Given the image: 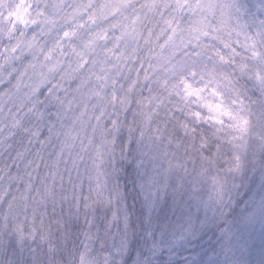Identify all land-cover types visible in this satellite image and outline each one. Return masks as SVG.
I'll return each mask as SVG.
<instances>
[{
    "label": "clouds",
    "instance_id": "clouds-1",
    "mask_svg": "<svg viewBox=\"0 0 264 264\" xmlns=\"http://www.w3.org/2000/svg\"><path fill=\"white\" fill-rule=\"evenodd\" d=\"M23 2L33 15L29 24L17 28L25 38L13 37L16 42H10L8 47L20 49L21 53L30 51L37 62L58 70L64 57L73 51L71 44L79 32L93 28L88 20L95 9L85 17L84 13L92 7L91 4L77 12L70 0H61L56 12L62 22L57 28L52 22V6L48 0ZM174 7L165 9L161 4L158 13H151L145 7V0H125L113 12L117 17L131 20L143 39L139 65L133 61L136 69L142 67L143 72L132 77L124 91L134 94L142 90L145 95L135 104H130L126 112L98 110L95 119L90 121L91 128L96 130L95 135L90 131L87 142L82 141V171L75 178L74 206L82 223L78 234L70 232L64 216L59 213L51 217L46 210L16 203L11 207L7 203L0 208V238L16 235L20 239L22 230L23 242L31 244L33 250L39 248L41 264H81L82 256L87 264H144L138 250L136 255H132L136 229L128 207V193L133 188L140 201L147 202L150 208L152 230L148 236L151 237L155 231L157 238H167L174 244L182 243L184 234L191 235L201 229L204 224L202 210L224 212L239 197V177L246 167L247 157L245 152H238L228 141L226 125L230 121L227 117H223L224 125L214 124L211 120H201L197 124L206 133L209 147L203 154L199 151L191 153L193 160L190 163L182 152L173 157L171 151L161 145L154 131L155 124L148 119L149 113L155 111L158 97L164 98L166 107L180 105L185 111H200L205 117L209 115L195 97L188 102L176 95L169 97V90L182 79H187L194 87L206 86L202 93L206 99L223 103L233 111L239 109L242 101L248 109L243 114L249 116L256 130L260 131L264 125V95L254 80L233 71L230 64L220 66V70L230 74L231 85L224 82L217 85L209 80L207 72L201 79L200 64L195 65L197 75L190 74L193 57L188 52L193 49L185 50L180 43L185 34L179 31L168 40L170 33L166 30L165 21L176 17L181 28H186L200 12H191L186 7L181 16ZM209 19L215 23V18ZM108 23L113 21L108 20ZM116 42L112 41L113 44ZM11 56L10 52L9 58ZM215 63V59L208 62L209 70ZM113 68L115 77H118L122 69L115 64ZM212 88H217L222 95L213 96ZM233 100L237 103L233 104ZM177 116H182V113H177ZM221 127L224 130L217 134L216 128ZM256 143L262 144L259 139L252 138L249 146ZM170 161L173 162L171 168ZM176 162L180 166H175ZM132 169H135V174L128 179L127 172ZM29 208L32 210L28 211ZM97 208L106 213L104 228L97 223ZM113 213L119 218L115 223L112 222ZM93 216L95 221L89 226ZM125 216L128 217L127 228L124 227ZM45 233L49 239L42 241L40 237ZM0 264H11L10 253H0Z\"/></svg>",
    "mask_w": 264,
    "mask_h": 264
},
{
    "label": "trees",
    "instance_id": "trees-1",
    "mask_svg": "<svg viewBox=\"0 0 264 264\" xmlns=\"http://www.w3.org/2000/svg\"><path fill=\"white\" fill-rule=\"evenodd\" d=\"M48 2L52 6V22L58 28L62 21L56 8L61 0ZM70 2L77 12L91 4L84 16L95 9L88 20L94 26L79 32L71 44L73 51L57 70L37 62L30 51L13 52L8 47L10 42H16L13 37L25 38L17 28L29 24L33 13L23 0H0V94L5 106L0 114V135L4 137L0 168L7 173L4 188L12 185L0 208L15 197L13 203L46 210L51 217L63 215L70 232L78 234L82 223L74 206L75 178L82 171L83 143L90 131L95 135L90 121L98 110L126 112L145 93L124 91L132 77L143 72L142 67L137 70L133 64L135 61L139 65L143 51L139 29L124 16L113 15L125 0ZM222 2L223 11L234 26L252 33L262 27L264 0ZM55 31L56 28L53 34ZM114 64L122 69L118 77ZM16 120L20 123L15 124ZM9 133L14 135L9 137ZM245 153L239 197L224 212L202 210L201 229L184 234L179 244L157 238L155 231L148 236L152 230L150 208L147 202L140 201L133 188L128 193V207L136 229L132 255L138 250L144 264H264V144H253ZM134 174L135 169L128 171L127 178ZM96 211L97 223L104 228L106 213L100 208ZM21 246H26L27 253L19 258L16 252ZM38 251L40 255L39 248L33 250L31 244L16 235L0 238V253H10L11 261L33 263Z\"/></svg>",
    "mask_w": 264,
    "mask_h": 264
},
{
    "label": "snow or ice",
    "instance_id": "snow-or-ice-1",
    "mask_svg": "<svg viewBox=\"0 0 264 264\" xmlns=\"http://www.w3.org/2000/svg\"><path fill=\"white\" fill-rule=\"evenodd\" d=\"M163 5L165 9L174 7V11L183 16V10L187 7L189 11L195 12L199 10L200 15L194 19L189 26L181 28L176 22V17H169L165 21L168 40L178 31L185 34L180 43L185 50L193 49L188 55L193 57V67L190 70L192 76L197 75L196 64L201 67V79L204 78L203 73L207 72L210 81L219 85L221 82L231 85V76L229 73L221 71L220 66L232 65L233 71H239L242 76H246L250 80H254L259 86V90L264 95V21L261 22L262 27L255 33L244 30L243 27L234 26L227 18L223 11L222 0H145V7L148 12L158 13V9ZM210 17L215 18V23L211 22ZM68 35V33H65ZM16 48H13L14 52ZM215 59L211 70L208 68V62ZM205 87H194L187 79H182L169 90V97L176 95L188 102L190 98L195 97L201 101L202 106L207 109L209 115L203 116L200 111H185V108L177 105L173 108L165 106L164 98L158 97L155 111L150 112L148 119L155 124L154 131L162 146H166V150H170L173 157L179 153H183L187 162L193 160L191 153L199 151L201 154L209 147L208 137L204 130L197 127L201 120H211L214 124L224 125L223 117H227L230 123L226 125L228 129V141L233 143L238 152H246L249 142L252 138L259 139L264 144V125H261L260 131L256 130L248 115L243 113L248 109L242 101L238 110L233 111L231 107L225 106L223 103H217L206 99L202 93ZM213 96H221L222 94L217 88H212ZM238 95V93H237ZM233 104L237 101L233 100ZM5 110L3 95L0 94V114ZM11 113V108L8 109ZM182 113V116H177ZM20 121L16 120L15 124ZM224 129L216 128V133L222 132ZM3 129L0 128V133ZM14 133H9V137ZM223 139V137H221ZM4 137L0 135V148L3 147ZM219 148V145H217ZM237 161L240 157L237 155ZM173 162L170 161V168ZM175 166H180L176 162ZM239 166V165H237ZM7 173L0 168V203L11 191L12 185L9 183L7 189L4 188V181ZM9 179H12L11 177ZM30 187V185H29ZM27 198V197H25ZM9 201V207L13 201ZM87 207V206H86ZM118 216L113 213L112 222L118 221ZM95 221V216L89 221V226ZM128 226V217H124V227ZM35 229H33V232ZM23 231H20V239H24ZM31 238V237H30ZM42 241L49 239L48 234L41 235ZM81 264H87L86 258L81 257Z\"/></svg>",
    "mask_w": 264,
    "mask_h": 264
},
{
    "label": "rangeland",
    "instance_id": "rangeland-1",
    "mask_svg": "<svg viewBox=\"0 0 264 264\" xmlns=\"http://www.w3.org/2000/svg\"><path fill=\"white\" fill-rule=\"evenodd\" d=\"M16 253H17V255H18L19 258H20L22 255H25V254L27 253V251H26V246H21V247H19V249H18V251H17ZM12 254H14V253H12ZM33 254H35V253H33ZM37 254L39 255V251H38ZM41 259H42V256H41V254H40L39 256H37V257L35 258V260H34L33 263H29V264H41ZM11 264H28V263H26V262H24V261H11Z\"/></svg>",
    "mask_w": 264,
    "mask_h": 264
}]
</instances>
